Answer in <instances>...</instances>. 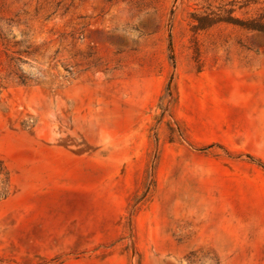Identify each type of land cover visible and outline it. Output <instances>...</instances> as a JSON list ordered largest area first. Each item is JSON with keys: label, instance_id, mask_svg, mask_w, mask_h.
Segmentation results:
<instances>
[{"label": "rangeland", "instance_id": "374dc122", "mask_svg": "<svg viewBox=\"0 0 264 264\" xmlns=\"http://www.w3.org/2000/svg\"><path fill=\"white\" fill-rule=\"evenodd\" d=\"M0 264H264V0H0Z\"/></svg>", "mask_w": 264, "mask_h": 264}]
</instances>
